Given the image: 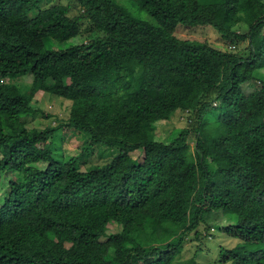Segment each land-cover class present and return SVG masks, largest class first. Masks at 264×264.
Here are the masks:
<instances>
[{
	"label": "trees",
	"instance_id": "16d2710c",
	"mask_svg": "<svg viewBox=\"0 0 264 264\" xmlns=\"http://www.w3.org/2000/svg\"><path fill=\"white\" fill-rule=\"evenodd\" d=\"M43 1L0 0V264H182L200 224L239 239L220 263L264 264V0H134L154 23L117 0H76L74 17ZM83 19L102 35L56 47ZM197 25L247 53L176 34ZM43 92L73 102L40 129L25 116ZM178 111L194 125L162 138ZM66 127L118 152L81 169L53 146Z\"/></svg>",
	"mask_w": 264,
	"mask_h": 264
},
{
	"label": "rangeland",
	"instance_id": "374dc122",
	"mask_svg": "<svg viewBox=\"0 0 264 264\" xmlns=\"http://www.w3.org/2000/svg\"><path fill=\"white\" fill-rule=\"evenodd\" d=\"M120 4L126 5L132 13L145 21L151 23L155 22V19L148 14L145 10H142L137 1L134 0H117ZM210 2L214 0H203ZM63 3L70 7V15L72 17L77 16L83 12L80 3L76 0H44L40 3L39 9L46 8L50 5ZM238 29H241L240 27ZM240 32V30H239ZM176 34L181 38H192L200 41H207L210 45L222 48L225 50H232L239 53H247L248 41L247 40H235L230 42L222 37L220 31H218L212 25H197L193 28H180ZM102 35L100 31L91 27L90 22L87 19L82 21V32L80 36L72 38L64 43H56V47H66L70 43L86 42L90 39L97 38ZM236 45V48H232L231 45ZM258 76L257 84H261L264 81V68L256 72ZM25 81L30 82L31 77H24ZM72 100L53 95L49 92H43L36 99L35 108L36 112H32L25 116V121L31 127L45 128L49 125H55L58 120H66L70 115V109L72 106ZM193 114L188 111H178L172 118L159 122L158 131H160L162 138H170L173 134H176L180 129L185 127H192L194 125ZM53 146L56 149L57 156L63 154H76L80 155L84 163H81V169H86L87 166L102 165L107 161H110L118 152V148L103 149L97 147L93 153L88 152L86 147L89 146L90 138L88 134L82 129L78 128H63L61 133L53 138ZM191 145L194 149L196 146L194 135H191ZM87 151V152H86ZM132 155L137 159H142L143 151L141 149L132 152ZM9 180V174L4 172L2 191L7 189ZM121 225L116 221H110L107 226V232L113 233L121 230ZM199 230L201 234L199 237H193L188 239L185 244L184 250L179 259L182 264H222L219 261L220 251L224 248H232L238 242L239 239L231 237L227 233L216 229H208L206 224H200ZM157 233L152 228L146 229V234L139 238V240L145 242V244L156 243ZM104 239V238H103Z\"/></svg>",
	"mask_w": 264,
	"mask_h": 264
}]
</instances>
